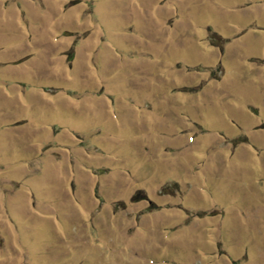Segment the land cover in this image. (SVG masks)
I'll return each instance as SVG.
<instances>
[{
  "label": "rangeland",
  "instance_id": "rangeland-1",
  "mask_svg": "<svg viewBox=\"0 0 264 264\" xmlns=\"http://www.w3.org/2000/svg\"><path fill=\"white\" fill-rule=\"evenodd\" d=\"M0 264H264V0H0Z\"/></svg>",
  "mask_w": 264,
  "mask_h": 264
}]
</instances>
